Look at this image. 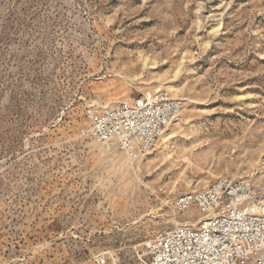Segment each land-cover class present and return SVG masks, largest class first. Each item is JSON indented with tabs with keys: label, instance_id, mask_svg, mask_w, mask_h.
Listing matches in <instances>:
<instances>
[{
	"label": "rangeland",
	"instance_id": "rangeland-1",
	"mask_svg": "<svg viewBox=\"0 0 264 264\" xmlns=\"http://www.w3.org/2000/svg\"><path fill=\"white\" fill-rule=\"evenodd\" d=\"M160 88L185 107L157 150L81 134ZM220 177L264 193V0H0V264H136Z\"/></svg>",
	"mask_w": 264,
	"mask_h": 264
},
{
	"label": "built area",
	"instance_id": "built-area-1",
	"mask_svg": "<svg viewBox=\"0 0 264 264\" xmlns=\"http://www.w3.org/2000/svg\"><path fill=\"white\" fill-rule=\"evenodd\" d=\"M184 104L160 88L132 102L89 106L81 134L137 159L163 144L181 120ZM175 208H194L202 216L194 224L176 223L146 238L137 246L136 264H244L264 255V193L251 182L220 177L178 196Z\"/></svg>",
	"mask_w": 264,
	"mask_h": 264
},
{
	"label": "bare ground",
	"instance_id": "bare-ground-1",
	"mask_svg": "<svg viewBox=\"0 0 264 264\" xmlns=\"http://www.w3.org/2000/svg\"><path fill=\"white\" fill-rule=\"evenodd\" d=\"M147 93H149V92H147ZM170 135H171V131L169 130V132L167 133V136L165 138L166 141L169 139Z\"/></svg>",
	"mask_w": 264,
	"mask_h": 264
}]
</instances>
